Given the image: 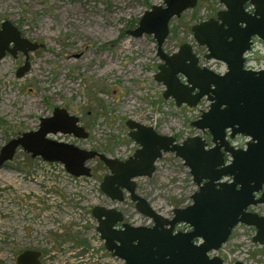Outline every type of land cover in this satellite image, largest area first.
<instances>
[{
	"label": "rangeland",
	"instance_id": "1",
	"mask_svg": "<svg viewBox=\"0 0 264 264\" xmlns=\"http://www.w3.org/2000/svg\"><path fill=\"white\" fill-rule=\"evenodd\" d=\"M164 1L0 0V28L9 20L23 37L44 45L30 52L29 70L21 78L17 72L26 62L23 53H7L0 60V151L12 139L37 131L41 119L52 117L56 108L79 118L88 137L58 134L52 139L120 160L139 148L129 136L128 120L179 142L195 135L209 140L191 125L209 109L207 99L196 108L177 107L173 99H165L166 87L155 80L162 61L154 36L128 34L146 11ZM223 10L219 0H198L195 8L171 21L164 50L173 54L188 43L202 65L223 72V63L205 59L208 50L192 32L194 25ZM258 47L249 63L262 70L264 46ZM248 141L239 136L233 144L240 148ZM88 166L92 177L75 182L65 178L58 165L33 159L19 149L13 161L0 169V264H18L26 250L40 251L41 264H83L80 256L87 252L98 226L90 219L97 206L122 211L131 225H153L136 210L129 195L123 202H112L102 192L109 173L103 163L90 161ZM136 184L138 194L168 218L175 209L191 205L198 190L190 170L172 153L158 160L151 178H138ZM250 211L264 215V205ZM255 234V228L239 225L211 255L226 264L264 263V247L253 243ZM78 248L86 249L72 252Z\"/></svg>",
	"mask_w": 264,
	"mask_h": 264
},
{
	"label": "water",
	"instance_id": "2",
	"mask_svg": "<svg viewBox=\"0 0 264 264\" xmlns=\"http://www.w3.org/2000/svg\"><path fill=\"white\" fill-rule=\"evenodd\" d=\"M219 2L226 10L218 12L217 19L194 25L192 32L196 42L207 48L206 60L226 64L225 74L201 67L188 43L173 54L164 50L171 21L195 8L198 0H165L164 5L146 11L137 28L128 31L135 38L154 36L157 56L162 61L155 80L166 87L165 99H173L177 107L190 108L198 107L205 98L210 102L209 109L191 124L209 134L210 142L201 135L179 142L128 120L129 136L139 148L123 161L52 139L51 135L58 134L88 137L79 118L56 108L52 117L41 119L37 131L12 139L0 151V169L22 149L33 159L62 164L67 173L77 178L92 177L90 161L103 163L109 173L101 184L102 192L112 202H123L129 195L136 210L153 222L151 227L134 226L125 222L118 209H93L105 248L125 264H226L211 253L218 252L239 225L255 228L253 243L264 247V215L250 211L264 205V69L247 70L243 59L253 36L264 42V0ZM247 2L255 6L253 15L244 9ZM43 47L23 37L11 21L2 23L0 60L7 53L15 56L21 52L26 57L17 77L28 72L30 52ZM239 136L249 139L245 148H236L230 142ZM168 153L184 162L198 187L191 197L192 204L175 209L172 218L158 213L138 194L136 184L138 178H151L158 160ZM182 225L190 230H177ZM41 255L40 251L26 250L17 263L41 264Z\"/></svg>",
	"mask_w": 264,
	"mask_h": 264
},
{
	"label": "built area",
	"instance_id": "3",
	"mask_svg": "<svg viewBox=\"0 0 264 264\" xmlns=\"http://www.w3.org/2000/svg\"><path fill=\"white\" fill-rule=\"evenodd\" d=\"M250 69H255L256 67L254 65L248 64ZM52 165H58L61 167L63 171V175L65 178H68L70 180H73L75 182H78L82 178H77L65 170L64 166L59 163H50ZM91 222L94 224V218L91 216ZM94 238L91 239L90 247L89 248H78L75 251H79L80 249H86L87 252L83 253V255L80 256V258H83L84 263L83 264H125L121 259L114 257L111 255L110 252H108L105 248V243L102 240L100 234L97 231V228L94 230ZM258 264H264V263H258Z\"/></svg>",
	"mask_w": 264,
	"mask_h": 264
},
{
	"label": "flooded vegetation",
	"instance_id": "4",
	"mask_svg": "<svg viewBox=\"0 0 264 264\" xmlns=\"http://www.w3.org/2000/svg\"><path fill=\"white\" fill-rule=\"evenodd\" d=\"M225 7V6H224ZM244 9H245V11H246V13L248 14V15H253L254 13H255V6L251 3V2H247V3H245V5H244ZM225 10H226V8H225ZM224 11V10H223ZM220 12V11H219ZM218 14V13H217ZM211 19H217V16L216 17H214V18H211ZM210 20V19H209ZM241 27L243 28L244 27V25H241ZM231 40V39H230ZM229 40V41H230ZM258 44H260V45H263L264 46V42L262 41V40H260V38L259 37H257V36H253L251 39H250V50L248 51V52H246L245 54H244V56H243V59H244V66H245V69H247V70H249L250 68H249V66H248V64H251V63H249V61L252 59L251 57V55L253 54V52L254 51H256L259 47H258ZM192 48H193V51H194V47L192 46ZM194 53H195V51H194ZM197 55V54H196ZM207 55V54H206ZM206 55H205V59H206ZM16 56V55H15ZM198 56V55H197ZM199 57V65L201 66V67H207V66H205V65H202L201 63H202V59H201V57L200 56H198ZM208 61H210V60H208ZM218 62V61H217ZM220 63H222V62H220ZM224 64V63H223ZM225 65V67H226V69L223 71V72H217V73H219V74H225L226 73V70H227V66H226V64H224ZM207 68H209V67H207ZM209 69H211V68H209ZM211 70H213V69H211ZM251 70H255V69H251ZM256 71H259V69H257ZM216 72V71H215ZM206 99V98H205ZM204 100V99H203ZM202 100V101H203ZM201 101V102H202ZM208 101V100H207ZM200 102V103H201ZM209 102V101H208ZM210 103V102H209ZM238 137H236L233 141L231 140L230 142L231 143H233L236 139H237ZM247 145V144H246ZM236 147H238V146H236ZM246 147V146H245ZM244 146L243 147H240V148H245ZM239 148V147H238ZM190 229H189V227H187V226H185L184 225V228L183 229H181V231H189Z\"/></svg>",
	"mask_w": 264,
	"mask_h": 264
},
{
	"label": "trees",
	"instance_id": "5",
	"mask_svg": "<svg viewBox=\"0 0 264 264\" xmlns=\"http://www.w3.org/2000/svg\"><path fill=\"white\" fill-rule=\"evenodd\" d=\"M206 137H207V138H209V136H208V135H207Z\"/></svg>",
	"mask_w": 264,
	"mask_h": 264
}]
</instances>
